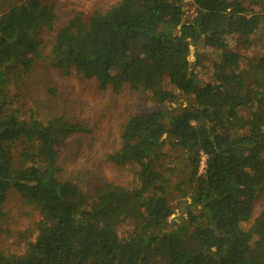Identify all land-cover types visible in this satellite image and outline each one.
Instances as JSON below:
<instances>
[{
	"label": "trees",
	"instance_id": "obj_1",
	"mask_svg": "<svg viewBox=\"0 0 264 264\" xmlns=\"http://www.w3.org/2000/svg\"><path fill=\"white\" fill-rule=\"evenodd\" d=\"M192 4L186 21L182 0H120L55 30L43 0H0V222L11 189L41 216L25 253L0 252V264H264V54L239 73L240 56L227 49L229 37L250 43L262 29L264 0ZM54 31L47 58L54 68L113 93L128 86L157 105L176 98L164 87L167 74L191 100L128 118L108 159L136 169V184L105 183L95 201L59 176L60 149L88 129L58 114L21 118L2 100L6 75L29 71L44 56L42 34ZM197 44L221 53L211 82L189 61ZM166 143L186 152L195 184L177 220L159 165Z\"/></svg>",
	"mask_w": 264,
	"mask_h": 264
},
{
	"label": "rangeland",
	"instance_id": "obj_2",
	"mask_svg": "<svg viewBox=\"0 0 264 264\" xmlns=\"http://www.w3.org/2000/svg\"><path fill=\"white\" fill-rule=\"evenodd\" d=\"M119 1L43 0L56 15L55 30L65 27L77 13L85 17L95 12L104 13ZM182 6L184 19L191 20L196 12L192 0H182ZM54 38L55 31L42 34L44 56L29 71L18 68L6 75L2 97L7 103L6 109L24 119L35 115L45 120L58 114L88 129L87 133L69 137L60 149L59 176L63 181L79 187L90 201H95L97 188L105 183L134 186L136 169L116 167L108 159L120 148L124 124L134 114L180 110L191 100L174 90L167 74L162 77L164 87L173 92L176 98L164 105L154 104L146 95L136 93L128 86H124L119 93H113L110 89H100L94 79H85L75 70L66 74L48 62ZM227 44L228 51L240 56L237 71L245 73L250 70L253 60L264 54V26L251 37L250 43H243L238 36H231ZM190 53L189 61L195 66L197 77L201 81L211 82L214 65L220 60L221 53L202 44L192 47ZM159 165H162L166 177L164 190L174 210L173 220H177L191 203L190 197L195 192L186 152L166 143ZM262 207L263 197L254 205L253 219L260 214ZM40 221L38 209L22 201L16 190L11 189L3 205L0 222V252L7 256L23 255L27 246L37 238ZM242 226L247 229L250 225Z\"/></svg>",
	"mask_w": 264,
	"mask_h": 264
}]
</instances>
